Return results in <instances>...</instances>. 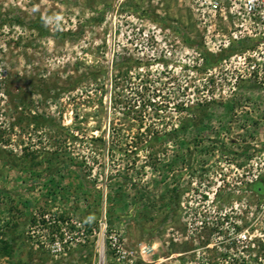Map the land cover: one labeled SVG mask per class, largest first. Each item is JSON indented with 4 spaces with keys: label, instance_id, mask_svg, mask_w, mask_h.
I'll list each match as a JSON object with an SVG mask.
<instances>
[{
    "label": "rangeland",
    "instance_id": "1",
    "mask_svg": "<svg viewBox=\"0 0 264 264\" xmlns=\"http://www.w3.org/2000/svg\"><path fill=\"white\" fill-rule=\"evenodd\" d=\"M228 6L0 0V264H264V36Z\"/></svg>",
    "mask_w": 264,
    "mask_h": 264
},
{
    "label": "built area",
    "instance_id": "2",
    "mask_svg": "<svg viewBox=\"0 0 264 264\" xmlns=\"http://www.w3.org/2000/svg\"><path fill=\"white\" fill-rule=\"evenodd\" d=\"M216 7L220 0H208ZM227 12L233 19L241 20L240 25L249 35L264 36V0H228Z\"/></svg>",
    "mask_w": 264,
    "mask_h": 264
},
{
    "label": "trees",
    "instance_id": "3",
    "mask_svg": "<svg viewBox=\"0 0 264 264\" xmlns=\"http://www.w3.org/2000/svg\"><path fill=\"white\" fill-rule=\"evenodd\" d=\"M32 161L34 160H39L38 156H32ZM247 188L252 191L253 193H255L257 196L264 198V178L259 175L258 177H256L254 180H251L250 182H248L246 184ZM5 252L6 253H11V247L10 246H5Z\"/></svg>",
    "mask_w": 264,
    "mask_h": 264
},
{
    "label": "bare ground",
    "instance_id": "4",
    "mask_svg": "<svg viewBox=\"0 0 264 264\" xmlns=\"http://www.w3.org/2000/svg\"><path fill=\"white\" fill-rule=\"evenodd\" d=\"M100 264H102L103 263V252L101 251L100 252V262H99Z\"/></svg>",
    "mask_w": 264,
    "mask_h": 264
}]
</instances>
